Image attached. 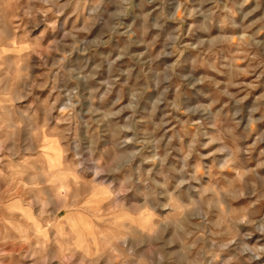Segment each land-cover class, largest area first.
I'll return each mask as SVG.
<instances>
[{
    "label": "rangeland",
    "instance_id": "374dc122",
    "mask_svg": "<svg viewBox=\"0 0 264 264\" xmlns=\"http://www.w3.org/2000/svg\"><path fill=\"white\" fill-rule=\"evenodd\" d=\"M0 264H264V0H0Z\"/></svg>",
    "mask_w": 264,
    "mask_h": 264
}]
</instances>
